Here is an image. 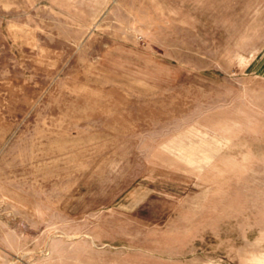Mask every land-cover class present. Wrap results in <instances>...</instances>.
<instances>
[{
	"label": "rangeland",
	"instance_id": "1",
	"mask_svg": "<svg viewBox=\"0 0 264 264\" xmlns=\"http://www.w3.org/2000/svg\"><path fill=\"white\" fill-rule=\"evenodd\" d=\"M0 264H264V0H0Z\"/></svg>",
	"mask_w": 264,
	"mask_h": 264
}]
</instances>
